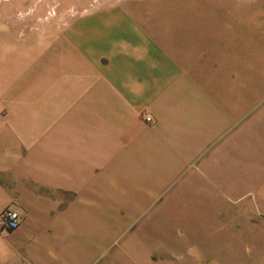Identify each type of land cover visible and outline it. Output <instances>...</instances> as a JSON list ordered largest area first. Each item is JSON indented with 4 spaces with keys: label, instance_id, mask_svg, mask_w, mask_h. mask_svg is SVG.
I'll use <instances>...</instances> for the list:
<instances>
[{
    "label": "crops",
    "instance_id": "0c3cea01",
    "mask_svg": "<svg viewBox=\"0 0 264 264\" xmlns=\"http://www.w3.org/2000/svg\"><path fill=\"white\" fill-rule=\"evenodd\" d=\"M232 1L0 19V264H264V0Z\"/></svg>",
    "mask_w": 264,
    "mask_h": 264
},
{
    "label": "rangeland",
    "instance_id": "374dc122",
    "mask_svg": "<svg viewBox=\"0 0 264 264\" xmlns=\"http://www.w3.org/2000/svg\"><path fill=\"white\" fill-rule=\"evenodd\" d=\"M120 1L123 0H0V19L15 20L29 27L42 28L47 27V25L62 24L68 19L79 16L83 8L93 7L92 5L119 3ZM148 1L154 6L153 12L157 15V20L166 23L165 30L167 31L169 30V23L173 22L217 21L222 14L229 18L228 11L222 9L216 3L217 0H212V3L205 7L199 4L187 5L178 0L176 3L175 0ZM225 1L227 4H233L232 0ZM234 1L238 4H246L253 0ZM205 31L202 28L198 29L200 33ZM258 32L255 33L259 35Z\"/></svg>",
    "mask_w": 264,
    "mask_h": 264
},
{
    "label": "built area",
    "instance_id": "2783aa9c",
    "mask_svg": "<svg viewBox=\"0 0 264 264\" xmlns=\"http://www.w3.org/2000/svg\"><path fill=\"white\" fill-rule=\"evenodd\" d=\"M146 122H152V117L144 112L141 113ZM20 214L12 209H6L0 214V233H7L16 229L20 224Z\"/></svg>",
    "mask_w": 264,
    "mask_h": 264
}]
</instances>
